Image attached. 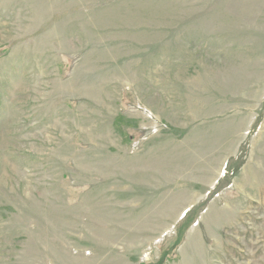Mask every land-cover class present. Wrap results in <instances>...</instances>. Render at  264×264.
<instances>
[{
	"label": "rangeland",
	"instance_id": "374dc122",
	"mask_svg": "<svg viewBox=\"0 0 264 264\" xmlns=\"http://www.w3.org/2000/svg\"><path fill=\"white\" fill-rule=\"evenodd\" d=\"M0 264H264V0H0Z\"/></svg>",
	"mask_w": 264,
	"mask_h": 264
}]
</instances>
